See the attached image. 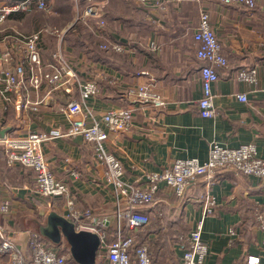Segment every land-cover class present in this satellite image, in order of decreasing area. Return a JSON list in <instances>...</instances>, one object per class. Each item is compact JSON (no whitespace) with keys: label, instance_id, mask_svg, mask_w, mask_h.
Returning a JSON list of instances; mask_svg holds the SVG:
<instances>
[{"label":"crops","instance_id":"1","mask_svg":"<svg viewBox=\"0 0 264 264\" xmlns=\"http://www.w3.org/2000/svg\"><path fill=\"white\" fill-rule=\"evenodd\" d=\"M48 1L49 10L41 11L48 17L38 28L56 27L65 32L62 39L43 34V60L50 61L51 53L61 46L78 81L97 80L98 92L85 103L95 117L121 106L133 110L130 129L122 134L109 132L105 142L123 163L126 181L142 186L143 170L160 171L177 158L206 160L212 142L229 147L252 142L258 156L264 158V0L251 11L216 0H92L99 16L85 18L81 13L88 0ZM202 9L209 13L228 60L225 67L218 68V80L212 85L215 112L209 117H202L196 105L202 95V62L195 57L193 33ZM26 16L30 15L15 12L6 21ZM100 20L104 26L97 31ZM106 41L123 43L127 51L106 52L99 46ZM249 66L256 68L255 82L237 78V73ZM141 83L159 92L165 105L154 107L127 95L128 87ZM3 87L0 82V130L12 136L34 131L52 134L42 141L41 153L55 175L67 182L74 209L112 217L116 206L103 165L96 161L90 144L66 134L70 120L60 106L69 97L78 98L77 83H73L70 96L63 88L48 93L43 87L19 92H6ZM240 93L246 95V101L236 97ZM26 101V107L20 106ZM206 196L214 199V206L211 213L204 214ZM3 200L10 201L11 211L0 213V223L26 254L29 240L37 235L33 230L44 224L49 210L68 213L65 197L36 195L33 171L7 165L0 146V203ZM144 210L150 215V224L138 237L149 242L152 264H172L163 244L152 247L158 236L168 238V249L178 260V238L200 219L201 239L208 246L204 264H247L248 256L258 257L264 264L263 233L256 223V214H264V177L215 170L211 176L192 179L182 199L162 183L154 203ZM109 225L113 229L115 221ZM230 228L234 234L229 233ZM66 255V264H76ZM5 261V256H0V264Z\"/></svg>","mask_w":264,"mask_h":264},{"label":"built area","instance_id":"2","mask_svg":"<svg viewBox=\"0 0 264 264\" xmlns=\"http://www.w3.org/2000/svg\"><path fill=\"white\" fill-rule=\"evenodd\" d=\"M145 3L147 0H132ZM178 2L180 0H169ZM196 1V0H192ZM223 5H240L248 10L254 9L260 0H216ZM32 9L49 10L48 0H19L6 2L0 0V24L15 12L28 13ZM99 16L94 2L88 0L81 17ZM104 21L100 20L97 31L102 30ZM54 34L62 39L65 31L56 27L43 26L30 33L6 34L0 39V82L3 91H22L31 87L35 90L44 88L50 93L63 88L70 96L73 83L79 87L78 98H71L60 106L70 120L68 135L79 136L90 144L94 157L103 165V175L112 188L115 212L112 217L94 215L89 209L79 213L68 197V185L65 179L55 175L41 153V143L49 138L50 133L30 132L26 135H6L0 138V146L5 155L7 165H18L33 171L34 192L39 197H65V206L77 229L96 232L100 237L97 257L100 264H152L150 244L138 235L150 223V215L144 209L154 203L155 194L163 183L173 194L182 199L189 182L197 176H211L215 170H227L235 174L264 177V158L257 154L256 145L252 142L229 147L218 142L209 145L206 160L196 157L177 158L160 171L143 170L142 186L126 181L123 178L125 167L119 158L105 146L108 133L122 134L132 126L133 110L127 106L108 109L100 117H95L92 110L85 105L86 100L98 92V82L94 78L78 81L77 75L68 59V54L59 46L51 53L50 61H44L40 51V41L44 33ZM197 44L195 57L202 62L199 68L202 95L197 100V110L202 117L212 116L215 112L212 85L218 80V68L228 64L221 50L219 40L212 28L209 13L199 11L198 23L193 33ZM104 51H127L125 44L117 41L101 43ZM152 47L155 45L152 43ZM237 78L246 82L256 81V68L249 66L237 73ZM127 95L135 101L148 103L161 108L165 105L162 95L150 84L141 83L127 88ZM236 97L246 101V95L240 93ZM36 103V102H35ZM28 101L20 103L26 107ZM35 109L36 106L31 107ZM54 135V134H53ZM204 214L211 213L214 199L204 198ZM11 211L9 200L0 203V213ZM115 221L112 236L106 230L110 221ZM257 226L263 233L264 246V214H256ZM202 219L188 233L180 236L177 242L178 264H204L208 246L201 239ZM229 233L234 234L233 228ZM0 256H5L4 264H66V254L59 251L37 235L29 240V254L24 253L9 237L0 223ZM247 264H260L259 258L248 256Z\"/></svg>","mask_w":264,"mask_h":264},{"label":"water","instance_id":"3","mask_svg":"<svg viewBox=\"0 0 264 264\" xmlns=\"http://www.w3.org/2000/svg\"><path fill=\"white\" fill-rule=\"evenodd\" d=\"M3 135L4 132L0 130V138ZM33 231L51 246L65 248L76 264H100L97 257L99 235L91 230L77 229L68 216L49 210L44 224Z\"/></svg>","mask_w":264,"mask_h":264},{"label":"rangeland","instance_id":"4","mask_svg":"<svg viewBox=\"0 0 264 264\" xmlns=\"http://www.w3.org/2000/svg\"><path fill=\"white\" fill-rule=\"evenodd\" d=\"M28 15L30 16L22 17L18 21H14V22L6 21L4 24H0V38H2L6 34H15V33H26L27 34V32L30 33V31L36 30L39 26H41L40 22H42L44 19L46 20V18L48 17L46 13H43L39 11L38 9H32L30 12H28ZM148 225L146 228H148ZM151 228L153 227L151 226ZM157 244H163L165 249L169 252L170 257H171L169 262H171L172 264L178 263V260H176V257L174 256V254L171 253L170 252L171 250L169 251L168 249L171 244L168 242L167 237L165 238L163 235H161V237L158 236L156 244L152 247H156ZM61 249L62 251H66L65 248H61ZM154 251L156 252V254L159 255V252L157 250L154 249Z\"/></svg>","mask_w":264,"mask_h":264},{"label":"trees","instance_id":"5","mask_svg":"<svg viewBox=\"0 0 264 264\" xmlns=\"http://www.w3.org/2000/svg\"><path fill=\"white\" fill-rule=\"evenodd\" d=\"M6 2H14V1H19V0H5ZM107 227H109L108 228V230H107ZM106 227V230L108 231V232H111L110 230H112L113 231V229H111V225H109V226H107ZM108 235H109V237H111V235H110V233H108ZM180 239V237L178 238V240ZM157 247H162L163 245L162 244H157L156 245ZM64 252V253H63ZM61 253H63V254H66V251H62Z\"/></svg>","mask_w":264,"mask_h":264}]
</instances>
